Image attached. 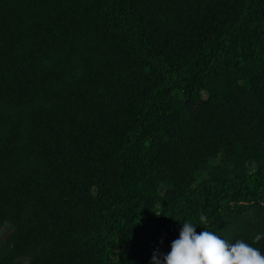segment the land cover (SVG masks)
<instances>
[{
	"label": "trees",
	"instance_id": "trees-1",
	"mask_svg": "<svg viewBox=\"0 0 264 264\" xmlns=\"http://www.w3.org/2000/svg\"><path fill=\"white\" fill-rule=\"evenodd\" d=\"M185 221L264 253V0H0V264H150Z\"/></svg>",
	"mask_w": 264,
	"mask_h": 264
},
{
	"label": "clouds",
	"instance_id": "clouds-1",
	"mask_svg": "<svg viewBox=\"0 0 264 264\" xmlns=\"http://www.w3.org/2000/svg\"><path fill=\"white\" fill-rule=\"evenodd\" d=\"M199 222L207 224V217L201 215ZM181 225L171 250L167 254L154 251L150 264H264V253L244 239L229 243L213 231L197 232L193 222L185 221ZM262 237L264 233H258L254 240Z\"/></svg>",
	"mask_w": 264,
	"mask_h": 264
},
{
	"label": "rangeland",
	"instance_id": "rangeland-1",
	"mask_svg": "<svg viewBox=\"0 0 264 264\" xmlns=\"http://www.w3.org/2000/svg\"><path fill=\"white\" fill-rule=\"evenodd\" d=\"M4 233H6V231L5 230H0V239L3 237V235H4Z\"/></svg>",
	"mask_w": 264,
	"mask_h": 264
}]
</instances>
